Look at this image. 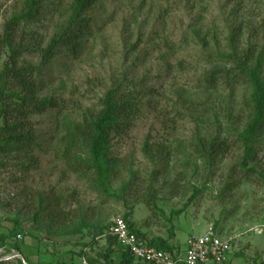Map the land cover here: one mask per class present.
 Here are the masks:
<instances>
[{
	"label": "rangeland",
	"instance_id": "1",
	"mask_svg": "<svg viewBox=\"0 0 264 264\" xmlns=\"http://www.w3.org/2000/svg\"><path fill=\"white\" fill-rule=\"evenodd\" d=\"M23 2L0 0V35ZM70 2L43 0L37 16L20 23V31L42 34L46 46L64 22ZM80 24L77 57L63 47L47 63H41L39 53L18 56L20 64L36 67L37 94L51 98L54 106L34 115L29 124L32 161L26 156L13 159V153L0 157V231L10 230L5 243L12 246L21 232L22 255L33 264H84L86 254L99 259L109 245L97 233H106L113 219L129 209L138 229L150 238L167 236L174 225L175 244L185 250L189 239L214 226L222 235L237 236L229 258L241 254L243 261L264 264V177L256 173L246 178L237 172L243 156L238 143L212 170L188 146L196 132L223 131L226 137L240 128L236 117L243 88L204 85L203 75L212 64L202 42L215 53L222 51L230 31L241 26V47H261L264 0H98ZM9 54L0 46V69ZM114 84L150 91L142 95L140 112L126 124L127 130L112 138L110 153L119 164L113 198L65 171L60 154L65 124L88 108H98ZM147 141L151 157L144 150ZM254 147L258 167L264 168V132L256 136ZM22 162L28 168L15 164ZM49 190L67 201L65 227L37 228L25 221L29 212L18 211L33 193ZM75 228L82 231L74 233ZM13 254L17 264L19 252Z\"/></svg>",
	"mask_w": 264,
	"mask_h": 264
},
{
	"label": "trees",
	"instance_id": "2",
	"mask_svg": "<svg viewBox=\"0 0 264 264\" xmlns=\"http://www.w3.org/2000/svg\"><path fill=\"white\" fill-rule=\"evenodd\" d=\"M42 1L24 0L22 10L5 22L3 33L0 35V46L7 47L10 51L0 69V157L13 153V159L26 156L32 161L34 136L33 128L29 124L34 115L41 114L47 108L54 106L51 98L39 97L37 94L36 67L30 63L20 64L18 56L23 52L39 53L41 63H47L56 54V50L63 47L69 55L77 57L81 45L79 37L81 20L98 0H71L64 22L58 25L46 46L42 34L31 31L21 32L19 29L21 22L37 16L43 7ZM195 33L199 37L197 30ZM242 35L243 27H235L228 35L226 47L224 46L222 51L215 49L216 53L209 43L202 42L203 47L208 49L207 53L211 57L212 64L203 75L204 85L209 87L219 83L226 86L239 84L238 86L243 88L241 106L236 117L240 118L236 121L240 128H236L232 134L226 133V137L223 131L196 132L188 146L192 149V155L200 159L208 170H212L233 144L238 143L243 149V156L237 172H243L246 178H249L247 177L249 174L256 173L264 177V168L258 167L259 160L254 147L256 136L264 132V44L260 47L259 44L250 43L247 47H241ZM149 91L150 88L139 89L135 86L125 87L123 84H114L107 90L98 108H88L80 118L65 124L60 154L65 171L87 179L92 189L100 195L117 197L113 180L117 179L119 164L117 158L111 156V141L113 136L127 130H124L128 128L126 124H129L140 112L142 95ZM232 136L234 138L231 140ZM144 150L146 155L151 157L149 141L145 143ZM15 164L19 168H28L23 162L22 165ZM233 170L236 172L233 168L232 174ZM129 173L132 177L136 176L132 169ZM126 189L127 185L122 186V191L126 192ZM19 196L23 197L22 194ZM65 201L62 195L53 190L35 192L18 211L29 212L25 221H31L37 228L51 229L54 225L65 227L63 223L70 215L63 207ZM7 202L4 204L6 207L11 204L10 201ZM131 216L132 210L128 209L122 217L130 230L147 244L162 251H181L174 242L176 239L174 225H171L167 236L150 238L138 229ZM81 231L82 229L75 228L73 232ZM18 234L22 235L17 233L10 247L23 254ZM104 234L103 229L97 233L100 236ZM106 238L109 245L104 253L99 255V259L86 254L89 264H137L133 255L125 250L115 237L107 235ZM5 245V242H1L0 248ZM25 259L29 264H33L27 257ZM17 264L24 262L19 259Z\"/></svg>",
	"mask_w": 264,
	"mask_h": 264
},
{
	"label": "built area",
	"instance_id": "3",
	"mask_svg": "<svg viewBox=\"0 0 264 264\" xmlns=\"http://www.w3.org/2000/svg\"><path fill=\"white\" fill-rule=\"evenodd\" d=\"M115 237L125 250L134 257L137 264H223L236 247L234 241L237 236L222 235L214 226L189 239L187 248L179 252L162 251L150 246L145 240L132 232L121 216L115 217L113 223L104 234ZM22 235L18 234V238ZM83 263L87 261L83 258Z\"/></svg>",
	"mask_w": 264,
	"mask_h": 264
},
{
	"label": "crops",
	"instance_id": "4",
	"mask_svg": "<svg viewBox=\"0 0 264 264\" xmlns=\"http://www.w3.org/2000/svg\"><path fill=\"white\" fill-rule=\"evenodd\" d=\"M9 232H10V230H8V233H6L5 230L1 229V231H0V243L1 242H5V240L6 241L9 240V238H10V236H9L10 233ZM18 233H21V232H18ZM10 246L11 245L6 243V245L4 247L0 248V252L7 253V256L2 255V257H0V263L1 264H13V260H11V257H12V255H14L13 252H15L16 250L14 248L10 247ZM21 256L24 257L22 254L19 253L18 257H19L20 260H22ZM242 257H244V256H242L241 254H236L235 256H232L231 258H229L228 261H226L224 264H246V263H248L247 262L248 258H245L244 261H243ZM254 263L250 261V263H248V264H254ZM210 264H215V263H210Z\"/></svg>",
	"mask_w": 264,
	"mask_h": 264
},
{
	"label": "water",
	"instance_id": "5",
	"mask_svg": "<svg viewBox=\"0 0 264 264\" xmlns=\"http://www.w3.org/2000/svg\"><path fill=\"white\" fill-rule=\"evenodd\" d=\"M21 259L24 262V264H29L24 257L21 256Z\"/></svg>",
	"mask_w": 264,
	"mask_h": 264
}]
</instances>
